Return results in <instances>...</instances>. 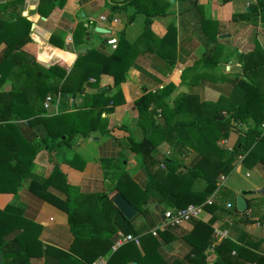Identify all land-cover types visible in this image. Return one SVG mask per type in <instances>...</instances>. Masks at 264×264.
Instances as JSON below:
<instances>
[{
    "label": "crops",
    "instance_id": "crops-1",
    "mask_svg": "<svg viewBox=\"0 0 264 264\" xmlns=\"http://www.w3.org/2000/svg\"><path fill=\"white\" fill-rule=\"evenodd\" d=\"M164 1L168 2L164 14L154 16L149 27L158 38L167 32V29L173 33V38L169 36L170 44L165 46V57L156 53L155 42H147L140 35L143 15L128 14L126 11L132 7L130 5L111 10L108 0H65L59 14L45 18L37 12L38 0H22L19 3L0 0V4L9 3L8 8L0 9V50L4 46L5 36L21 22V19H15L16 16L30 23L28 33L23 34L18 42L11 45H16L17 48L9 59L16 63L14 71L22 69L19 64L30 62L44 68L61 62L70 66L76 54L70 52L68 46L78 23L84 25L90 21L95 27L104 30L98 33L107 34L97 46L91 45L93 49L110 53L113 49L105 40L114 37L117 41L120 33L125 42L133 44L131 66L124 72V80L119 84L123 101L115 105L112 111L100 113V117L105 119L106 133H100L98 130L90 131L86 136L75 133L68 144H61L49 153L45 147H41L35 154L31 173L36 181L53 195L64 196L62 175L68 184L77 188L76 191L82 195L95 192L111 198L114 190H110L109 185L115 183V177L122 169L133 183L144 189L146 175L141 168L139 155L130 149L129 144L130 140L139 142L149 131L143 132L138 125L134 100L143 94L154 93L166 84H172L174 88L163 99L168 111L173 110V116L176 114V104H180L178 95L184 94L188 98L182 99L179 112L184 110L182 115L190 116L195 106L202 104L208 108L209 104L217 102L220 97H228L237 80L248 81L249 71L241 69L244 64L243 57L256 45L264 54V14L256 12V15L247 19H232L233 14L248 12L256 0ZM130 15L132 18L128 20ZM50 36L56 44L48 41ZM89 37L87 36V42H90ZM78 49L85 51L89 48L85 44L76 49L75 52L80 53ZM57 56L61 59L51 62ZM239 73L240 78L236 79L235 76ZM21 77L22 72L19 76L0 79V91H8L12 83L16 86ZM259 80L264 90V74ZM49 81L59 84L62 78L55 76ZM87 82L91 83L93 79L89 78ZM87 82L81 84L80 91L70 93L68 99L63 101L65 112L79 108L85 94H92L101 87L106 89L107 86L111 88L108 95L115 90L112 77L107 74L99 76L96 87ZM57 104L56 100L49 101L46 106L43 103L46 113L56 114L59 111ZM154 108L156 117L160 119L159 107L155 105ZM221 112L225 114L224 110ZM177 115L180 114L177 113L175 117ZM9 121L32 143H37L42 135V129L28 126L24 119L14 117ZM235 124V121L231 120L226 134L217 140V144L226 153L233 146L237 135L245 130L243 124ZM176 135L182 143L180 152L171 149V145L165 140H160L156 145L155 156L159 159L162 154L171 155L182 165L183 173L185 169L200 161V154L207 147L203 145L202 136L192 128L178 130ZM258 150V154L248 160L247 164L242 161V155H237L231 162L233 168L229 172L242 165L245 169L253 170L255 176L238 187L228 185L226 191H222L223 183L222 187L215 188L205 197L211 200L215 208L210 211L203 208L197 218L200 221L196 227L193 226L194 219L178 224L164 223L163 211L173 206L166 202L159 189H148L145 203L133 219V226H144L143 232L149 231L150 234L152 230L155 232L154 235L151 234L147 248H151L155 243V251L163 264H212L218 259L217 253L227 245L235 247L230 254L234 259L240 260L241 264H254V260H262L264 264V142ZM102 159L110 162L108 167H102ZM229 173L225 174V180ZM244 177H250L249 173L245 171ZM177 179L179 183L184 180L181 177ZM29 181V177L24 178L14 193L0 192V209L6 204L18 208L24 218L40 226L37 239L42 247L52 246L66 250L72 241V235L68 230L65 213L29 188ZM191 185L190 188L194 190L205 188V182L201 179L194 180ZM73 188H69L70 193H74ZM175 189L172 188V191ZM220 193H226V197L221 198ZM236 194H241L246 200V208L242 212L235 209ZM226 203L231 206L227 208ZM237 212L252 217L250 220L245 216L233 219L234 213ZM212 216L214 219L210 220ZM215 230L225 231V235H219ZM10 232L9 226L0 222V235L8 234L6 238H9L13 233ZM207 239L208 245L203 250L205 257L195 255V247ZM30 261L34 264L46 263L41 258ZM124 264L137 263L128 261Z\"/></svg>",
    "mask_w": 264,
    "mask_h": 264
},
{
    "label": "trees",
    "instance_id": "trees-1",
    "mask_svg": "<svg viewBox=\"0 0 264 264\" xmlns=\"http://www.w3.org/2000/svg\"><path fill=\"white\" fill-rule=\"evenodd\" d=\"M21 1L10 0L12 3ZM64 2L65 0H39L37 12L45 18L49 17L60 11ZM108 5L111 10L130 5L134 9V14H142L143 26L140 35L147 42H155L157 54L166 56L165 46L170 44L169 36L173 38V33L171 34V31L167 29V32L158 38L154 36L149 26L154 16L164 14L168 2L108 0ZM8 7L9 3L0 4V9ZM256 12L264 14V0H256L248 12L233 14L232 19L238 17L247 19L249 16L256 15ZM131 18L130 15L128 20ZM15 19H21V22L5 36L4 46L0 50V79L19 76L22 72V77L16 86L12 83L8 91L0 92V192L14 193L21 181L29 177L28 187L65 213L72 241L66 250L52 246L42 247L37 239L40 226L24 218L18 208L6 204L0 209V222L8 225L11 229L10 233H13L9 238H6L8 234L0 235L2 258L0 264H34L30 261L34 258L45 260V264H89L92 260L104 255L109 264H124L128 261H135L137 264H163L155 251L156 244L153 243L151 248H147L152 235L149 231L143 232L144 226L134 227L133 219L140 213V207L145 203L150 187L159 189L166 202L173 208L200 204L215 189L218 175L227 174L232 170L231 162L237 155H242V161L247 164L248 160L258 154V149L264 142V133L259 128L260 123L264 122V90L259 80L264 74V54L256 45L243 57L244 64L241 69L249 71L248 81L237 80L228 97H220L217 102L209 104L208 108L203 107L202 104L199 107L195 106L190 116H183L184 110L179 112L182 99L188 98L184 94L178 95L180 104H176L178 109L176 114L180 115L175 117L176 114L171 115L173 110L168 111L163 99L174 88L172 84H166L156 89L154 93L143 94L134 100L138 125L143 132L149 131V134L139 142L130 140L129 147L139 155L140 165L147 182L146 187L142 189L131 181L125 170L122 169L117 173L112 196L121 193L137 211L132 219L127 220L112 204V196L109 198L105 194L95 192L82 195L76 191L77 188L68 184L62 175L64 196H55L36 181L31 168L33 158L41 147H45L49 153L61 144H68L75 133L82 136L94 130L106 133L105 119L100 117V113L112 111L115 105L123 101L119 84L124 80V72L131 66L133 44L126 45L120 33L110 53H104L98 49H87L77 53L76 49L86 44L87 36H89L88 28L92 27V25L88 27L78 23L71 34V43L68 46L70 52L76 54L70 66L52 64L44 68L35 62H30L25 65L19 64L22 69L14 71L13 67L16 63L9 59L17 48L16 45H11L19 41L23 34L28 33L30 25L20 16H16ZM48 41L56 44L51 36ZM60 59L57 56L51 62ZM64 61L67 62V60ZM101 74L112 77L115 90L108 95L111 88L107 86L101 91L96 90L92 94H85L79 108L65 112L63 101L68 99L69 94L80 91L81 84L87 82L89 78H92L93 82L87 83L96 87ZM55 76L62 78L59 84L50 83L49 80ZM47 96L50 101L58 102L59 111L56 114L46 113L43 103ZM155 105L159 107L160 119L155 115ZM222 110L225 114L221 112ZM14 117L24 119L30 127L43 130L37 143H32L21 135L16 125L9 121ZM231 120L238 125L243 124L245 130L237 135L233 146L226 153L217 144V140L218 137L226 134ZM184 128H192L198 132L202 136L203 145L207 148L201 152L200 161L182 173V165L171 155L162 154L159 159L155 155H157L156 145L160 140H165L171 145V149L180 152L182 143L177 139L176 134L178 130ZM109 163L108 160H101L104 168L108 167ZM177 177L184 179L182 183L178 182ZM197 179L205 182L204 189L190 188L191 182ZM174 187L176 189L172 191ZM69 188H73L74 193H70ZM203 208L210 211L215 206L211 203H203ZM193 219V226L196 227L200 220ZM212 219H214L213 216L210 220ZM117 230L123 234L137 235L138 246L127 241L114 250H110ZM206 245H208V239L195 247L194 254L205 257L203 250ZM233 249L235 247L227 245L217 253L218 259L212 264H241L240 260L234 259L235 257L230 254ZM254 264L263 263L262 260H254Z\"/></svg>",
    "mask_w": 264,
    "mask_h": 264
},
{
    "label": "built area",
    "instance_id": "built-area-1",
    "mask_svg": "<svg viewBox=\"0 0 264 264\" xmlns=\"http://www.w3.org/2000/svg\"><path fill=\"white\" fill-rule=\"evenodd\" d=\"M87 26V24H84ZM105 43L107 45L111 46V49H114L116 45V39L114 37L108 38L105 40ZM50 101L49 97L47 96L44 101V106L47 105V103ZM259 128L262 133H264V122H261L259 125ZM225 180V174H220L218 176V179L216 181V189L221 186L223 181ZM203 203L210 204L211 200L210 199H205ZM203 203L200 204H188L185 207L181 208H171V209H166L163 211L162 216L164 223L166 224H178L183 221H188L192 218H199L200 214L202 213L203 210ZM231 206L230 203H226V207L229 208ZM216 233L219 235H225V231H218L215 230ZM151 234L154 235L155 232L152 230ZM131 241L135 244H138V237L135 235H132L130 233L123 234L120 231L115 233L114 239L112 241V245L110 247V250H114L124 242ZM89 264H109L107 262V258L104 256L97 257L96 259L92 260L89 262Z\"/></svg>",
    "mask_w": 264,
    "mask_h": 264
},
{
    "label": "rangeland",
    "instance_id": "rangeland-1",
    "mask_svg": "<svg viewBox=\"0 0 264 264\" xmlns=\"http://www.w3.org/2000/svg\"><path fill=\"white\" fill-rule=\"evenodd\" d=\"M38 2H39V0H38ZM37 6H38V3H37ZM38 8V7H37ZM55 11H58V10H55ZM128 14L129 13H131V14H133L134 13V9L132 8V7H129V8H127V11H126ZM60 12L58 11V12H55V13H53L54 15H53V17H55L56 16V14H59ZM52 19V18H51ZM87 24V23H86ZM88 25V27H90L91 25H92V27H91V29H90V34H89V39H90V42H86V46L89 48V49H92L93 50V46H97V44H99L100 42H102V40H103V37H105L107 34H103V33H98V32H95L94 31V27H95V25L92 23V22H90L89 21V23L87 24ZM140 33L142 34V29L140 30ZM123 41H124V43L126 44V45H128V44H131L132 45V43H127V42H125V40L123 39ZM116 43H117V41H116ZM91 45H93V46H91ZM59 65H61V66H66V64L63 62H61V63H58ZM240 76V73L237 75V76H235L236 77V79L237 78H240L239 77ZM1 87V86H0ZM3 90H1L0 92H2ZM118 158V157H117ZM82 166V165H81ZM80 166V167H81ZM80 167H79V169H80ZM124 167V166H123ZM248 172L249 173V175H250V177H244V172ZM255 172L253 171V170H248V169H245L244 167H242V165H239V167H238V169L236 170V169H234V171H232L231 173H229V175H227L226 176V180H225V182H223V190L222 191H224L225 190V188L228 186V185H235V187H238L239 185H243V183H247L248 182V180L249 179H251V178H253L254 176H255ZM242 182V183H241ZM221 186V187H222ZM108 187V186H107ZM109 189L110 190H112L113 189V184L112 183H110V185H109ZM226 191V190H225ZM220 195V197L221 198H225L226 197V193H220L219 194ZM229 197H232V196H229ZM222 200V199H221ZM244 216L248 219V220H250L251 219V217H252V215H246V214H244V215H241V213H234V215H233V219H238V218H240V217H242V218H244Z\"/></svg>",
    "mask_w": 264,
    "mask_h": 264
},
{
    "label": "water",
    "instance_id": "water-1",
    "mask_svg": "<svg viewBox=\"0 0 264 264\" xmlns=\"http://www.w3.org/2000/svg\"><path fill=\"white\" fill-rule=\"evenodd\" d=\"M95 32H103L104 30L100 27H94ZM84 51L83 49H78V52ZM103 87H101L99 90L101 91ZM112 204L115 206V208L119 211V213L127 220L132 219L135 214L136 210L135 208L128 202L127 199L124 198V196L121 193H116L111 198ZM234 205L235 209L239 212H242L246 208V200L241 194H236L234 197ZM2 258L0 255V262Z\"/></svg>",
    "mask_w": 264,
    "mask_h": 264
}]
</instances>
